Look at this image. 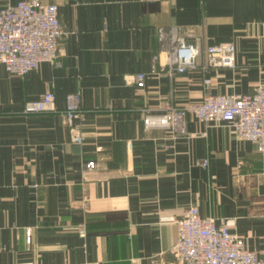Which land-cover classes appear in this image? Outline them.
<instances>
[{
    "label": "crops",
    "instance_id": "1",
    "mask_svg": "<svg viewBox=\"0 0 264 264\" xmlns=\"http://www.w3.org/2000/svg\"><path fill=\"white\" fill-rule=\"evenodd\" d=\"M42 1L58 5L55 60L25 75L0 63V264H177L176 221L192 204L264 254V151L192 111L179 137L144 125L167 102L264 82V0ZM171 26L199 49L198 68L173 77L154 59L158 28ZM225 41L236 65L204 73L206 47ZM139 72L143 85L127 81ZM47 91L54 110L23 111ZM70 92L81 97L80 143L63 116Z\"/></svg>",
    "mask_w": 264,
    "mask_h": 264
},
{
    "label": "built area",
    "instance_id": "2",
    "mask_svg": "<svg viewBox=\"0 0 264 264\" xmlns=\"http://www.w3.org/2000/svg\"><path fill=\"white\" fill-rule=\"evenodd\" d=\"M62 33L58 5L42 0H17L0 7V63L7 71L25 75L36 69L43 61H54L59 50ZM159 51L155 61L173 77L177 73L198 68L199 49L187 40L177 26L159 27L157 30ZM237 47L233 41H225L206 47L204 73L216 66L236 65ZM147 74L139 72L128 78L129 83L143 85ZM211 77L204 76L208 87ZM56 96L47 91L42 96L25 102L24 112L54 110ZM192 111L207 123L227 122L242 139L256 143L264 151V82L254 92L214 93L206 91L201 100L189 105L167 102L162 112L147 113L146 128L161 127L171 137L187 133L186 116ZM81 112V97L78 92L66 96L63 116L74 142L83 141L84 135L76 122ZM205 166L209 159L203 160ZM97 163H87L94 169ZM177 223V239L172 247L177 264H264V254L248 248L238 233L231 230L226 217L203 216L198 205L188 206ZM30 229L27 240H31Z\"/></svg>",
    "mask_w": 264,
    "mask_h": 264
},
{
    "label": "rangeland",
    "instance_id": "3",
    "mask_svg": "<svg viewBox=\"0 0 264 264\" xmlns=\"http://www.w3.org/2000/svg\"><path fill=\"white\" fill-rule=\"evenodd\" d=\"M262 69H264V67H262ZM3 90H4V88H3V83H2V81L0 80V92L3 91Z\"/></svg>",
    "mask_w": 264,
    "mask_h": 264
}]
</instances>
